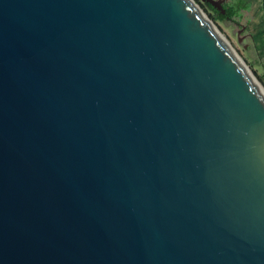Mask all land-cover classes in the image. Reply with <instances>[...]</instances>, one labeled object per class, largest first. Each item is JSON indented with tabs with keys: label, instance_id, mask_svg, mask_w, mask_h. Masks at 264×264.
<instances>
[{
	"label": "water",
	"instance_id": "obj_1",
	"mask_svg": "<svg viewBox=\"0 0 264 264\" xmlns=\"http://www.w3.org/2000/svg\"><path fill=\"white\" fill-rule=\"evenodd\" d=\"M222 37L191 0H0V264H264V89Z\"/></svg>",
	"mask_w": 264,
	"mask_h": 264
},
{
	"label": "rangeland",
	"instance_id": "obj_2",
	"mask_svg": "<svg viewBox=\"0 0 264 264\" xmlns=\"http://www.w3.org/2000/svg\"><path fill=\"white\" fill-rule=\"evenodd\" d=\"M214 21L220 33L225 37L236 53L246 62L247 66L264 89V9L263 0H258L251 8V16L248 32L236 29L230 19H221L216 16L215 10L206 0H195ZM219 1V0H217ZM243 31V30H242Z\"/></svg>",
	"mask_w": 264,
	"mask_h": 264
},
{
	"label": "flooded vegetation",
	"instance_id": "obj_3",
	"mask_svg": "<svg viewBox=\"0 0 264 264\" xmlns=\"http://www.w3.org/2000/svg\"><path fill=\"white\" fill-rule=\"evenodd\" d=\"M227 8V18L232 21L236 27V29L239 31V34L241 32H248L252 33L249 30V24H250V17L251 16V8L254 7L255 3L258 2V0H219ZM251 5V8H250ZM234 7L237 8L238 11L236 14H228V8ZM243 30V31H242Z\"/></svg>",
	"mask_w": 264,
	"mask_h": 264
},
{
	"label": "trees",
	"instance_id": "obj_4",
	"mask_svg": "<svg viewBox=\"0 0 264 264\" xmlns=\"http://www.w3.org/2000/svg\"><path fill=\"white\" fill-rule=\"evenodd\" d=\"M206 2H207L208 4H210V6L215 10V12H216V16H217L218 18H221V19H226V18H227V15H226V13H227V8H226L225 6H223V8L225 9V11H223L222 9L218 8V6L214 5L212 2H210V1H208V0H206ZM262 5H263V9H264V0L262 1ZM237 11H238L237 8H234V7H229V8H228V14H230V13H231V14H236Z\"/></svg>",
	"mask_w": 264,
	"mask_h": 264
},
{
	"label": "bare ground",
	"instance_id": "obj_5",
	"mask_svg": "<svg viewBox=\"0 0 264 264\" xmlns=\"http://www.w3.org/2000/svg\"><path fill=\"white\" fill-rule=\"evenodd\" d=\"M192 2L195 3V5L197 6V8L202 12V14L205 16V18L210 22V24L214 27V28H217L214 21H212L211 18H209V16L206 14V12L197 4V2L195 0H191ZM218 29V28H217ZM223 38V37H222ZM224 39V38H223ZM225 40V39H224ZM227 41V40H225ZM226 43V42H225ZM228 46L231 47V45L229 43H227ZM241 58V57H240ZM242 59V58H241ZM243 61V60H242ZM244 62V61H243Z\"/></svg>",
	"mask_w": 264,
	"mask_h": 264
}]
</instances>
